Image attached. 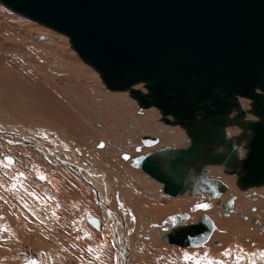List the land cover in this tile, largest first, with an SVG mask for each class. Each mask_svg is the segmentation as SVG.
Returning a JSON list of instances; mask_svg holds the SVG:
<instances>
[{"label":"rangeland","instance_id":"374dc122","mask_svg":"<svg viewBox=\"0 0 264 264\" xmlns=\"http://www.w3.org/2000/svg\"><path fill=\"white\" fill-rule=\"evenodd\" d=\"M138 89L142 94H149L145 84L125 91L109 90L101 75L82 61L69 37L0 3V124L8 131L4 134L0 129V264H119L121 250L117 253L113 234L114 241H111L109 231L95 230L89 224V216L98 217L117 234L127 225L132 229V232L126 229L128 238L131 234L142 235L134 244L136 249L132 251L135 253L129 264H264V230L260 229L264 223V204L254 201L252 193L256 188L247 191L252 189L243 188L239 183V191L234 175L235 171H243L242 161L250 153L254 136L251 124L260 121L254 102L236 96L237 102L245 101L251 109L248 110L250 119L246 118L243 126L238 124L239 134H234L240 137L246 133L248 136L245 154L240 156L238 152L239 157L235 160L228 157L227 152L236 151L240 142L232 145L231 140L238 137L230 134L229 140L222 138L230 146L219 145L222 135L215 141L216 132L201 127L200 132L199 128L194 131V139L193 131L189 129L195 126L179 122L166 125L162 110L143 108L135 94ZM244 108L238 104L228 119L235 111ZM160 122L167 126L163 132L158 130ZM228 124L231 123L224 126ZM145 136L161 138L162 141L150 148L144 146L142 139ZM200 137H209L212 144L209 146L203 142L200 145ZM23 140L38 143V148L46 147L62 161L76 165L75 168H84L92 177L94 186L103 187L110 194L113 189L107 181L115 178L120 185L114 188L126 191L133 186L134 179L139 185L137 191L130 192L132 196H144V191L155 195L147 207L149 210L144 209L143 199H131L130 194L122 199L130 207H123L118 198L117 207L112 198H107L106 192L102 191L106 194L103 196L97 193V187L94 191L73 168L65 169L62 165L59 168ZM101 144L104 146L100 147ZM4 145L12 148L5 151ZM139 147L142 150L138 151ZM187 148H194L198 157L185 167L182 164L174 174L186 188V193L178 199L170 200L161 183L134 166L135 159L148 157L167 168L166 163ZM7 157L14 162L7 161ZM230 164L237 166L233 168ZM57 177L73 190L74 200L58 198L62 191ZM88 180L92 182L90 178ZM226 186L230 190H225ZM235 196L241 200L234 211L237 221L229 220L233 217L228 219L237 223L232 225L227 223L226 216L223 217L225 209L222 206ZM107 199H110L109 206L116 210V215H109L108 210L102 208V202ZM184 201L191 204L192 213L198 212L195 217L174 212L172 206ZM201 204L209 207L200 208ZM251 205L263 210L259 211L261 216L258 218L261 219L257 226L251 220L243 222L240 217L241 213L249 212L246 206ZM133 206L141 212L142 218L132 215L129 210ZM153 206L164 208L159 218V209ZM121 211L123 213H118ZM209 212L217 225L210 243L195 249L178 247L163 240L176 227L196 223L200 215ZM165 225V229H160Z\"/></svg>","mask_w":264,"mask_h":264},{"label":"water","instance_id":"95a60500","mask_svg":"<svg viewBox=\"0 0 264 264\" xmlns=\"http://www.w3.org/2000/svg\"><path fill=\"white\" fill-rule=\"evenodd\" d=\"M1 1L28 18L69 36L85 59L102 71L112 90L124 91L145 84L149 94L142 96V100L147 106H158L167 114L186 120H195L198 110L209 107L196 101L185 88L189 84H200V80L207 81L209 67L201 78L195 73L188 75L189 60L195 57L202 63L199 53L210 51L213 57L204 58L203 62L216 65L225 58L228 64H235L242 54L248 55V49L254 44H264V0ZM231 92V99L224 101L221 113L215 116L223 124L229 123L227 116L238 105L235 94H254L264 100V95L255 91ZM137 93L142 94V90L138 89ZM207 96L212 98L213 91ZM184 103H191L190 110L180 107ZM259 105L257 102L255 107ZM200 138V145L203 142L212 144L209 137ZM156 140L149 136L143 139L146 145ZM225 140H220L219 145L226 143ZM233 142L237 145L238 141ZM194 151V148L181 151L171 162L173 170L177 172L180 170L178 164L198 157ZM234 154L235 150L227 152L228 157ZM233 204L231 199L226 206ZM88 221L96 228L101 225L93 216H89ZM213 230L212 219L203 215L198 224L177 228L166 235L164 241L182 247H199L208 241ZM125 233L123 227V235L114 234L116 241L122 243L119 264H129L130 246Z\"/></svg>","mask_w":264,"mask_h":264},{"label":"bare ground","instance_id":"6f19581e","mask_svg":"<svg viewBox=\"0 0 264 264\" xmlns=\"http://www.w3.org/2000/svg\"><path fill=\"white\" fill-rule=\"evenodd\" d=\"M0 3H2L4 6H6L11 11L16 12L17 14H20V15L28 18L27 16L23 15L22 13L11 9L3 1L0 0ZM28 19H30V18H28ZM30 20H32V19H30ZM32 21H34V22H36V23H38L40 25H43V26H45L47 28H50V27H48V26H46V25H44V24H42L40 22H37L35 20H32ZM50 29H52V28H50ZM52 30L55 31V32H58V31H56L54 29H52ZM58 33H60V32H58ZM60 34H63V33H60ZM63 35L67 36L66 34H63ZM67 37H69V36H67ZM72 46H73V49L78 53V55L82 59V61L85 62L87 65L91 66L97 73H99L101 75V78H102L104 84L106 85V87L109 90H111V91H117V90H112L111 88H109V86L105 82V78H104V75H103L102 71L99 70L90 61L86 60L85 57L74 46L73 42H72ZM248 50H249L248 55L245 56V55L242 54L241 57L238 59L237 63H235V64H228L227 63L228 60L225 61V58H224V60L220 61L216 65H213L208 60H207L208 61V64L205 63V62H203V59L204 58H212L213 57L212 56L213 53L210 52V51L208 53H205V52H202V51L199 53V57L201 58L202 63H201L200 60H198L195 57H193L191 61L190 60L188 61V63H187L188 64V68H189L188 70L190 71L188 73V75H190V73L192 75H194V73H195L197 76H199V78H201L202 76L205 75V73H206L205 70H207L208 67H209V77H208V80L207 81L200 80L201 81L200 84H192V85L189 84L188 86H185L186 91L189 90L190 91L189 94L191 96H194L195 97L194 99L196 101H198V102L199 101H202V105L204 104L205 108H207L208 105H209V107L207 109H200V110H198L196 112L197 114L199 112H203V113H205V116L206 117H213V116H216L217 114L221 113L220 112V109H222L221 107L224 105V101H226L228 99H231V97H230L231 94H232V92L230 93L231 90H233V91L234 90H243V91H246V92H253V91H255L257 93H261V94L264 95V44H262V45H260V44H254V46L253 47H250ZM246 52H248V51H246ZM218 57H219V55H218ZM228 57H226V58L228 59ZM248 61H252L253 64L251 66H249V64L252 63V62H248ZM197 66L199 67V70L198 71H196ZM93 76L95 78H97L96 75H93ZM188 78H191V77H188ZM171 90H172V92L174 94L177 93V92H175V89H171ZM212 91H213V95L214 96H212V98H210V96H207V95L210 92H212ZM117 92H119V91H117ZM135 94L139 97V99L142 100V96H143L142 94H139L137 92H135ZM235 95L236 96H242V97H245L247 99L252 100L254 102V110H255V113H256V115L260 119L259 122H256V123H252L251 124V130L254 131L255 138L252 140V142L250 144L251 151H250L247 159H245L243 161V163H242L243 164V171L239 172V175L242 176V179L241 180H242V182L244 184L251 183V184L258 185V184H261V182L264 180V167H262V165L264 164V150H263L264 149V100H261V98L258 99L257 97L254 96V94L249 95V96H246L244 94L237 93ZM188 99H190V98H188ZM202 99H205V100H202ZM263 99H264V97H263ZM257 102L260 105L258 107H255ZM207 103H209V104H207ZM190 104L191 103H184V104H181L180 107L181 108L183 107V109L186 110V109H189V107H191ZM150 107H156V108L160 109L158 106H155V105H151V106H147L146 104L144 105V108L145 109H148ZM160 110H162V109H160ZM162 111L164 112L165 118H168L170 116H173V117L179 119V123H181L182 125H184L185 122L195 121V120H186V119L181 118V117H178V116H176L174 114H167L164 110H162ZM230 114H228V116ZM166 122H167V123H165L166 125L173 124V122L170 121L169 119H166ZM166 128H167V126L163 125L162 122L159 123V125H158L159 132H163ZM0 129H1V131L4 134H7L8 131L1 124H0ZM224 135L227 138V135L228 134H224ZM12 136L15 137V135H12ZM195 136H196V134H195ZM149 137H151L152 139H157V140H156V142H154V143H152L150 145H146L144 143L146 146L152 147V146H155L156 144H158V142H159V139L158 138H155V137H152V136H149ZM23 143H25L26 145L30 146L31 148L33 147L36 150H39L40 152H42V154H44L46 156L47 160L50 159L52 162H55L56 164L59 165V168H61V167L62 168H65V169H67L66 167L73 168L75 170L76 175L79 176L80 178H82L84 180V182H86L88 185H91L92 188H93V190L96 191V187L94 186V181L89 182L88 179L90 178V180H91V177L88 175L87 171L84 168L83 169H80V168H75L74 166H76V165H74V166L69 165V163H68L69 161L68 162L62 161L56 155L54 156V154H52L48 149H46V147H43L42 146V148H38V143H33V141H32V143H28L27 140L26 141L23 140ZM225 144H227V145L230 146V144L227 143V142ZM3 148H4L5 151H8L7 149L10 150V148H12V147L4 145ZM108 150H110V146H108ZM138 150H140V148H138ZM262 150H263V153L260 155V153L262 152ZM12 151H13V149H12ZM101 151H104V150H101ZM5 153H9V152H5ZM48 154L51 155V156H49ZM178 157H179V154H178V156L175 159H177ZM6 160L9 161V162H11L13 159L10 158V157H7ZM247 160H250L248 165L245 164V162ZM23 161L25 163V160H23ZM26 161H29V160H26ZM153 161L155 163H153ZM13 162H14V160H13ZM182 164L183 163L178 164V165H182ZM134 166L137 169L142 170L145 174H147L153 180L161 183L162 186H163V192L165 194L169 195L170 197L178 198V197H181V196H183L185 194L184 184L181 183V182H178V180H176V178L172 176V174H176L177 172L173 170L171 163H170V171L171 172H168V173L161 167L160 163H158L157 161H155L153 159H150L148 157H140V158L135 159L134 160ZM160 171L162 173H160ZM244 172L246 174H244ZM85 174H86V176H88V178L86 177L88 181L86 180V178L84 176ZM57 179H59L57 181L59 183H61L60 184V186H61L60 189L62 191V195H58V193H57L58 198H60V200L61 199L74 200L76 197L71 194L73 190L68 189L66 187V184H65V182H64L63 179H61L59 177H57ZM192 192H194V191H192ZM65 196L67 198H64ZM151 201H152V198L145 197L144 196V209H148L149 210V208H147V207H148V205H150L149 203ZM109 202H110V199H107V202H102V208L105 207L108 210L110 209L108 212H110V214L116 215V212L115 211H112L111 206H109ZM142 206H143V204H142ZM153 207L155 209L156 208L159 209V213H158V210H157V214H158L157 216L159 218V215L161 213V209L164 210V208L163 207L162 208L161 207H157V206H153ZM153 207H152L151 210L154 209ZM190 207H191V204L189 202H187V201H184L182 203L181 202L176 203L175 205L172 206V209L178 215L183 214V215H186L185 217H192V216L195 217L198 212H193L192 213ZM95 208H97V207H95ZM186 209H188V212L186 211ZM163 212L165 213V211H163ZM140 213L141 212L138 211L137 208H135L133 215L135 217L142 218V216L140 215ZM155 217H156V215H155ZM165 217L166 216L164 215V218ZM161 220H159V223L161 222ZM100 223H101V221H100ZM227 223H230L232 225H237V223L230 222L229 220L227 221ZM91 225L94 226L93 224H91ZM104 226L106 227V231L107 232L109 231V235L108 236L112 239L111 235L113 234V236H114V234L117 231L116 232L115 231L112 232L111 229H110V227H109V225L107 223H105ZM100 227H101V225H100ZM180 227H185V226H180ZM165 228H166V225H165V227H161L160 229H165ZM126 229L132 232V229L130 227H128L127 225H126ZM126 229H125V232H126L125 233V236L128 239V242H129L128 244L130 246V254H131V256L129 258V263H130V261L132 260V258L134 256V253H135L134 252L132 254V251H134L136 249V248L134 249V247H135L134 244L140 240V238H141L142 235L133 234L130 238H128V235L129 234L127 233V230ZM215 229H216V227H215V224H214V230ZM214 230L210 233V236L212 235V233L214 232ZM146 232H147V230H146ZM172 232H170V233H172ZM121 233H122V231L119 232V234H121ZM210 236H209V239H210ZM114 239H115V237H114ZM209 239H208V241H209ZM163 240H164V238H163ZM111 241H114V240L112 239ZM207 242H205L204 244L200 245L199 247H182V246L175 245V244H171V243H168V242H166V243L171 244V245H175V246H178V247H182V248H195V249H198V248H201L202 246H204ZM114 243L116 244V249H117V253H118L119 249L120 248L122 249V243L121 242L119 243L116 240L114 241ZM136 246H137V244H136ZM119 256L120 255H118V257Z\"/></svg>","mask_w":264,"mask_h":264},{"label":"flooded vegetation","instance_id":"af4514ba","mask_svg":"<svg viewBox=\"0 0 264 264\" xmlns=\"http://www.w3.org/2000/svg\"><path fill=\"white\" fill-rule=\"evenodd\" d=\"M143 95V94H142ZM143 96H148V95H143ZM139 98V97H138ZM140 100V103H141V105H142V107L144 108V105L146 104L143 100H141V99H139ZM207 104H209V103H207ZM152 107H150V108H148V109H151ZM170 117H173V116H170ZM170 117H168V118H164L163 119V121L165 122V123H167L166 122V119H169L170 121H172V122H176V123H178L179 122V119H177V118H175V117H173L174 119H176V120H171L170 119ZM228 117V116H227ZM257 122H259V121H257ZM186 124H188L190 127L192 126H194L195 125V127L194 128H192L191 130L193 131V136H194V139L196 138L195 137V132L194 131H198V128H199V132H200V128L202 127L203 129H206L207 131H210V130H214L215 132H216V134L213 136V139L214 140H217L219 137H220V134H221V132H222V130H223V126L225 125V124H223L222 123V121H220V120H218V119H215V116H213V117H206L205 116V113H203V112H199L198 114H197V117L195 118V121H189V122H185ZM185 123H184V125H185ZM191 123V124H190ZM256 123V122H255ZM200 126V127H199ZM210 128H212V129H210ZM251 128V127H250ZM190 130V129H189ZM237 130H240V128H238ZM253 133H254V131H253ZM217 134H219V135H217ZM222 135V134H221ZM243 135H245V137H248L247 136V134L246 133H244ZM223 138V135H222V137H221V139ZM255 138V134H254V136L252 137V139H251V142H252V140ZM159 139V142H158V144H160L161 143V141H162V139L161 138H158ZM248 139H250V138H248ZM251 142H250V144H251ZM158 144H156V145H158ZM155 145V146H156ZM144 146H145V144H144ZM140 148V150H142V148L141 147H139ZM150 148H152V147H150ZM188 150H190L191 148H187ZM187 149H183L184 151H186ZM138 150V149H137ZM140 150H138V151H140ZM180 151V150H179ZM251 151V150H250ZM207 153V152H206ZM176 158V156L173 158V159H175ZM156 161V160H155ZM171 161L172 160H170V161H168L166 164H167V168L166 167H164V165H162L161 163H160V165L161 166H163L162 168L168 173V172H171L170 171V163H171ZM190 162V161H189ZM189 162H187V163H189ZM187 163H183L184 165H182V166H186V164ZM179 167H182L181 165H178ZM166 169H168V170H166ZM238 173V172H237ZM244 174H246L245 172H244ZM85 176V178L87 177L88 178V176H86V174L84 175ZM172 176L174 177V174H172ZM240 176V175H239ZM241 178H242V176H240ZM87 178H86V180H87ZM88 181V180H87ZM241 183H242V187L243 188H247V189H252L251 191H253V189L254 188H256L255 190H254V192L255 193H252V196L253 197H255L256 195H257V193L260 191V188H262L263 186H264V182L262 183V184H258V185H255V184H251V183H247V184H244L243 182H242V180H241ZM240 183V184H241ZM98 187V186H97ZM185 187V186H184ZM228 189L230 190V188L228 187V186H226V188H225V190H227L228 191ZM98 190H100V188L98 187ZM99 191H97V193H98ZM262 192V191H261ZM260 192V193H261ZM185 193H186V188H185ZM96 194V193H95ZM97 195V194H96ZM153 195H154V193H150L149 191H144V196L145 197H150V198H152V200H153ZM155 196V195H154ZM264 197V196H263ZM262 197V198H263ZM176 199H178V198H176ZM231 199H233L234 200V204H233V206H226V203L227 202H229ZM231 199H229L227 202H224L223 203V208L225 209L224 211H223V217L224 216H226L227 218H225V219H229V218H231V217H233V218H231V219H229V220H234V221H237V214H236V212H234L236 209H235V206H237V203L239 204L240 203V200H241V198H238L237 196H235V197H233V198H231ZM264 201V200H263ZM152 202V201H151ZM222 202V201H221ZM220 206V205H219ZM108 210V209H107ZM110 210V209H109ZM108 210V211H109ZM246 210H248L249 212H247V213H241L240 214V217L242 216V220H243V222H248V221H252L253 222V225H255V226H257V225H259V224H257V223H260V219L261 218H258V217H260L261 216V214H259L260 212H261V209H260V207H258L257 205H251V206H246ZM112 211H114V210H112ZM260 211V212H259ZM249 214V215H248ZM257 214H258V216H257ZM109 215H110V212H109ZM203 215H208L211 219H212V221L214 222V224H215V227L217 226L216 225V223H215V220L211 217V213L209 212V214H202V215H200V217H199V219H198V221L196 222V223H193V224H189V225H186V226H190V225H196V224H198L199 222H200V220H201V217L203 216ZM96 218H98V217H96ZM245 224H247V223H245ZM101 226H102V223H101ZM178 227H176L175 229H177ZM238 228H244V229H246L247 227H243V226H238ZM260 229L261 230H264V223H262V225L260 226ZM217 231V227H216V230H214V232L212 233V235L210 236V239H209V241L206 243V244H208V243H210L211 241H212V238H213V235H214V233ZM252 231H254V227L252 228ZM205 244V245H206Z\"/></svg>","mask_w":264,"mask_h":264},{"label":"crops","instance_id":"0c3cea01","mask_svg":"<svg viewBox=\"0 0 264 264\" xmlns=\"http://www.w3.org/2000/svg\"><path fill=\"white\" fill-rule=\"evenodd\" d=\"M238 104L240 105V107H242V108H244V107H248V109H246V108H244V109H241V110H239V111H235L234 113H233V115H235V117H234V121L233 122H231L230 120L232 119V116L229 118V122L231 123V124H228L227 126H223V130H222V132H221V134L223 135V139H225L226 137H225V135L224 134H228L227 135V138L226 139H228L229 140V135L230 134H233L232 136L233 137H238V136H235L234 134H239L238 132L240 131V130H237L238 128H240L239 126H238V124H241L242 126L246 123L245 122V119L246 118H248V119H250V115H249V111L248 110H250L251 108H250V105H249V103H247V102H245V101H238ZM243 110H245V111H243ZM240 113H241V115H240ZM247 114H248V116H247ZM247 116V117H246ZM190 130H191V128H190ZM192 131V130H191ZM241 135H243V133L241 134ZM218 139H220V137L218 138ZM218 139H217V141H218ZM216 141V140H215ZM214 141V143H217V142H215ZM233 141H239L240 143L238 144L239 146L236 148V151H235V154L234 155H232V157L233 158H235V160H236V157H239L238 156V152H239V154H240V156H242V155H244L245 154V141H247V138L243 135V136H240V137H238V138H235L234 140L232 139L231 140V143H232V145H234L233 143ZM221 151L223 150V149H220ZM235 150V149H234ZM233 149H232V151H234ZM224 151V150H223ZM231 157V158H232ZM233 162H234V160H232ZM242 163H243V161H242ZM189 165H192V164H189ZM218 166H224L223 164H219ZM230 166L231 167H233V168H235L237 165L236 164H230ZM221 169H223L224 171H229V169H227V168H225V167H221ZM235 170H237V169H235ZM133 172H134V170H133ZM238 172V173H237ZM239 172H241V171H235L234 172V175H235V179H236V184H237V188H238V190L240 191V184L239 183H241V177L239 176ZM231 174V173H230ZM147 175V174H146ZM238 177V178H237ZM234 178H233V180H235ZM91 180H92V177H91ZM114 181H111V182H109V181H107L111 186H112V189H113V193L112 194H110L109 192H106V191H104L103 190V187H101L100 188V190H98L99 191V193H101L103 196H106V194L105 193H102V191H104V192H106L107 194H108V196L109 197H107V198H112V200H113V202H115L116 203V199L118 198L119 199V201H120V203H121V205L123 206V207H130V206H128V202L127 201H123L122 199L123 198H125V196L126 195H128V194H130V192H132V191H137L138 189H137V187H138V185H139V183H137L136 181H134V179H132V181L134 182L133 183V186L132 185H130V188H126L127 190L125 191V190H120V189H115L114 187L115 186H118V185H120L119 184V181H116L115 180V178L113 179ZM93 181V180H92ZM130 183H132V182H130ZM95 184V183H94ZM136 186V187H135ZM97 187V186H96ZM97 189H98V187H97ZM247 191H251V190H247ZM262 191V192H261ZM261 192V193H260ZM258 195H256L255 197H253L254 198V201H259V202H261V203H263L264 204V199H262V197L264 196V186L262 187V188H260V191L257 193ZM102 196H100L99 195V198H101ZM130 197H131V199L132 198H134V199H143L144 200V196H139V195H135V196H132L131 194H130ZM171 199L170 200H175L176 198H174V197H170ZM123 201V202H122ZM152 202H150L149 204H151ZM144 204V203H143ZM94 205L96 206L97 204L96 203H94ZM111 205H112V207H113V204L111 203ZM116 205H117V207L119 206L117 203H116ZM258 206H259V204H258ZM97 207V206H96ZM98 208V207H97ZM114 208V207H113ZM136 207L135 206H133V207H131V210H129L131 213H132V215H133V213H134V209H135ZM262 210V209H261ZM116 211V210H115ZM263 211V210H262ZM261 211V212H262ZM125 213H126V211H124ZM264 212V211H263ZM118 213H123L122 211L121 212H118ZM96 218V217H95ZM98 219V218H97ZM99 220V219H98ZM101 221V220H100ZM101 223H102V226L100 227V228H96V227H94V226H92L90 223V225L95 229V230H97V231H99L101 228H103L104 230H106V227L104 226V224H105V222L103 223L102 221H101ZM93 232H94V230H92ZM96 231V232H97ZM95 233V232H94ZM97 234V233H96ZM132 236V234L130 235V237Z\"/></svg>","mask_w":264,"mask_h":264},{"label":"snow or ice","instance_id":"6c2138e0","mask_svg":"<svg viewBox=\"0 0 264 264\" xmlns=\"http://www.w3.org/2000/svg\"><path fill=\"white\" fill-rule=\"evenodd\" d=\"M103 146H104L103 144L100 145V147H103ZM126 158H127V157H126ZM199 207H200V208H208L209 205H207V204H201V205H199Z\"/></svg>","mask_w":264,"mask_h":264}]
</instances>
